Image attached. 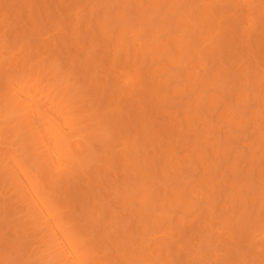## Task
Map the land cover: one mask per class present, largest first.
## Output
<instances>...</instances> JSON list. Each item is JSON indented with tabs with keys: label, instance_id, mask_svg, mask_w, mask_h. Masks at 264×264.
<instances>
[{
	"label": "bare ground",
	"instance_id": "1",
	"mask_svg": "<svg viewBox=\"0 0 264 264\" xmlns=\"http://www.w3.org/2000/svg\"><path fill=\"white\" fill-rule=\"evenodd\" d=\"M0 264H264V0H0Z\"/></svg>",
	"mask_w": 264,
	"mask_h": 264
}]
</instances>
